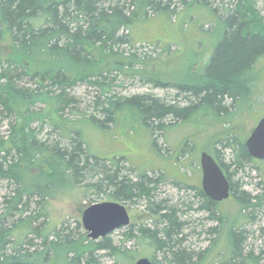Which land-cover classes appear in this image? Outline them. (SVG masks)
Masks as SVG:
<instances>
[{
	"label": "trees",
	"instance_id": "trees-1",
	"mask_svg": "<svg viewBox=\"0 0 264 264\" xmlns=\"http://www.w3.org/2000/svg\"><path fill=\"white\" fill-rule=\"evenodd\" d=\"M181 11L191 22L206 11L202 16L207 20L200 22V29L208 26L205 32L212 36L223 25L198 81L172 84L140 78L158 88L174 86L186 103H168L151 94L112 95L123 67L129 68L123 62L145 58L131 52L138 44L135 29L156 15L177 20ZM5 38L13 52L7 56L0 52V124L9 119L8 134L4 136L0 130V183H6L7 189L0 201V264H48L59 250L66 253V264H104L107 258L114 264H135L148 257L147 252L128 247L131 242L147 249L154 264H198L209 249L195 253L185 245L186 232L195 226L206 227L204 222L211 220L217 226L205 232L218 236L225 223L219 205L198 186L184 185L162 171L137 173L135 167L126 169V158L110 161L89 154L73 121L64 114L75 101L70 91L84 82L100 92L96 115L89 119L103 129L128 113L138 116L153 134L162 135L168 124L228 115L246 94L256 107L253 95L259 91L262 74L255 69L264 56V13L257 1L0 0V41ZM106 63L115 66L102 68ZM24 79L31 80L34 87L19 85ZM45 126L51 129L47 133ZM154 142L158 147L156 139ZM217 142L230 151V160L225 162L222 150L215 147L231 182V198L241 208L240 218L247 224H259L260 237H264V189L252 195L245 188L249 181L244 180L250 178L247 169L264 172L256 166L264 162L250 156L246 139L238 134ZM63 182L91 188L125 205L143 203L145 213L155 219L150 227L132 222L122 228L119 244L112 234L98 241L88 239L80 221L75 229L69 220L56 227L49 217V198ZM169 184L179 193L186 191L184 196L175 202L162 198V187ZM254 236L250 230L232 229L230 254L215 264H263V247L257 254L247 250ZM81 241H89L90 247L80 250Z\"/></svg>",
	"mask_w": 264,
	"mask_h": 264
},
{
	"label": "rangeland",
	"instance_id": "rangeland-1",
	"mask_svg": "<svg viewBox=\"0 0 264 264\" xmlns=\"http://www.w3.org/2000/svg\"><path fill=\"white\" fill-rule=\"evenodd\" d=\"M256 1L257 7L264 13V0ZM179 14L182 17L180 16L177 20H169L156 15L149 22L135 29L134 37L138 44L131 49V52H137L145 58H130L123 62L129 68L123 67V73L121 72L119 80L112 88V95L124 98L151 94L165 99L168 103L174 101H178L180 104L186 103L182 98L183 95L179 94L180 92L174 86L158 88L140 78L142 76L153 77L172 84L198 81L199 71H203L208 64L218 42V36L222 33L223 25L220 24L212 36L205 32L208 26L204 28V31L200 29V22L207 20V16H202L207 14L206 11H202V14L198 13L200 18L193 22L189 21L190 18L185 12L181 11ZM181 22H184L183 26ZM153 43L156 44L152 45ZM125 49L130 52L129 48ZM0 52L5 56L12 54L13 48L7 38L0 41ZM105 65L102 68L109 69V67L115 66H112V63ZM98 70L99 68L95 71ZM255 70L258 74H262V81L258 86V96L253 95L258 102L255 104L256 107H252L254 105L245 90L243 94L246 95H243V100L238 102L228 115L198 116L188 122L168 124L162 135L153 134L152 129L140 122L138 116L134 118L128 113L120 115L115 124L105 129L91 121L89 118L96 115L95 105L100 97V92L85 82L77 84L70 91L75 101L73 107L65 111L64 117L73 121V127L80 133V138L86 144L89 154L110 161L126 158L128 161V164H124L126 169L128 166H132L136 168L137 173L148 171L149 174L152 171H162L168 178L181 181L184 185L198 186L202 177L201 154L207 152L215 155V147H219V150H222L221 154L226 158L225 162H228L230 151L220 147L221 145L217 141L225 139L231 133L238 134L241 139H247L264 117V56L258 60ZM132 76L135 78H131ZM19 85L28 88L34 87L33 82L29 79L20 81ZM8 125L9 119L1 121L0 130L4 136L8 134ZM34 127L39 128L40 125L35 124ZM50 130L49 126L44 127V133ZM154 139L157 140L158 147ZM185 144L186 147H184ZM256 166L264 169V163H257ZM246 174L250 176V178L244 179L250 183L245 187L246 190L252 195L261 194L264 189V172L261 173L254 168L253 170L247 169ZM239 177L242 179L241 175ZM185 192L179 193L176 187L169 184L162 187L161 197L173 199L171 201L175 202L180 196H184ZM6 193V183H0V201ZM108 201L114 200L91 188L63 182L50 192V221L56 224V227H61L65 220H69L75 229L77 221L81 222L82 215L89 206ZM126 206L133 223H138L137 225L147 223V226L150 227V223L155 218L145 213L143 203L137 206ZM219 208L225 215V223L218 236L205 232L209 228L217 226L216 222L211 220L209 222L204 220L206 227L195 226L186 232L189 237L188 243L185 245L187 247L190 245L195 253L206 252L209 249L198 264H215V262L226 259L230 254V231L237 227L255 233V236L248 241V251L253 249L257 254L261 247L264 249V237H260L259 224H247L245 220L241 219L242 217L240 218L241 208L234 198L223 201ZM261 220L264 227V216H261ZM202 230L204 232L199 235ZM124 231L121 229L112 234V238L117 244L122 239ZM89 241L87 243L81 241L79 245L77 244L78 248L80 250L89 248ZM134 245L133 242L127 244L132 249L136 248L143 253L147 252V258H149L150 252L147 249ZM151 255L154 253L151 252ZM66 261V253L59 250L48 264H66ZM104 264H114V262L107 258L104 260Z\"/></svg>",
	"mask_w": 264,
	"mask_h": 264
},
{
	"label": "water",
	"instance_id": "water-1",
	"mask_svg": "<svg viewBox=\"0 0 264 264\" xmlns=\"http://www.w3.org/2000/svg\"><path fill=\"white\" fill-rule=\"evenodd\" d=\"M246 148L250 156L256 160H264V117L246 140ZM202 189L206 196L216 203L231 197V182L220 163L209 153L201 154ZM82 226L87 238L98 241L132 224L127 206L117 201L95 203L89 206L82 215ZM135 264H154L143 257Z\"/></svg>",
	"mask_w": 264,
	"mask_h": 264
},
{
	"label": "flooded vegetation",
	"instance_id": "flooded-vegetation-1",
	"mask_svg": "<svg viewBox=\"0 0 264 264\" xmlns=\"http://www.w3.org/2000/svg\"><path fill=\"white\" fill-rule=\"evenodd\" d=\"M252 133V132H251ZM248 139V138H247ZM246 139V140H247ZM215 159H216V161L217 162H219L220 163V165H221V167H222V164H221V158H219L218 157V154L216 153L215 155L214 154H211ZM257 161H260V160H257ZM262 162H264V160H262ZM223 168V167H222ZM200 170H201V174H202V169H201V165H200ZM223 170H224V172L226 173V175H227V172H226V170L223 168ZM202 176H203V174H202ZM188 185V184H187ZM191 186H193V185H191ZM198 188H201V190L203 191V189H202V177H201V183L198 185ZM204 192V191H203ZM205 194V193H204ZM229 199H231V197L229 198ZM228 200V199H227ZM226 201V200H225ZM216 203V202H215ZM222 202H220V203H217L218 205H220Z\"/></svg>",
	"mask_w": 264,
	"mask_h": 264
}]
</instances>
